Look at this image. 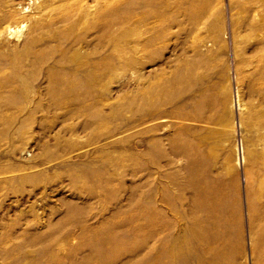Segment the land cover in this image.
Masks as SVG:
<instances>
[{
  "label": "rangeland",
  "instance_id": "374dc122",
  "mask_svg": "<svg viewBox=\"0 0 264 264\" xmlns=\"http://www.w3.org/2000/svg\"><path fill=\"white\" fill-rule=\"evenodd\" d=\"M0 264H264V0H0Z\"/></svg>",
  "mask_w": 264,
  "mask_h": 264
}]
</instances>
